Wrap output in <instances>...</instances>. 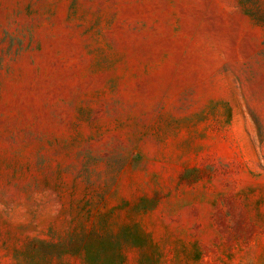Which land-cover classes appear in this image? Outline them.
<instances>
[{
	"label": "rangeland",
	"instance_id": "374dc122",
	"mask_svg": "<svg viewBox=\"0 0 264 264\" xmlns=\"http://www.w3.org/2000/svg\"><path fill=\"white\" fill-rule=\"evenodd\" d=\"M0 264H264V0H0Z\"/></svg>",
	"mask_w": 264,
	"mask_h": 264
}]
</instances>
